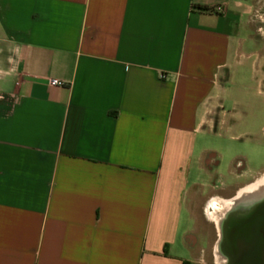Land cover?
<instances>
[{"label": "crops", "instance_id": "crops-1", "mask_svg": "<svg viewBox=\"0 0 264 264\" xmlns=\"http://www.w3.org/2000/svg\"><path fill=\"white\" fill-rule=\"evenodd\" d=\"M251 4L0 0V264L192 263L191 176L236 127Z\"/></svg>", "mask_w": 264, "mask_h": 264}, {"label": "rangeland", "instance_id": "rangeland-1", "mask_svg": "<svg viewBox=\"0 0 264 264\" xmlns=\"http://www.w3.org/2000/svg\"><path fill=\"white\" fill-rule=\"evenodd\" d=\"M258 15L264 17V12L259 11ZM249 50L255 51L252 46ZM234 69L223 108L231 112V123L236 127L203 137L202 147L218 155V166L203 171L195 168L191 176V181L199 185L190 194V216L183 224V231L190 234V246L195 243L191 264H215L213 246L217 236L214 223L206 217L208 203L212 199H228L238 188L264 174V103L258 94L261 89L264 95V67L238 66ZM241 158L246 167L236 174L233 165Z\"/></svg>", "mask_w": 264, "mask_h": 264}, {"label": "water", "instance_id": "water-1", "mask_svg": "<svg viewBox=\"0 0 264 264\" xmlns=\"http://www.w3.org/2000/svg\"><path fill=\"white\" fill-rule=\"evenodd\" d=\"M244 186L214 222L215 264H264V187Z\"/></svg>", "mask_w": 264, "mask_h": 264}, {"label": "flooded vegetation", "instance_id": "flooded-vegetation-1", "mask_svg": "<svg viewBox=\"0 0 264 264\" xmlns=\"http://www.w3.org/2000/svg\"><path fill=\"white\" fill-rule=\"evenodd\" d=\"M264 12V0H253V4L250 5V14L248 16L247 24L250 28V36H249V42L250 46H252L255 51L252 54L253 60V66H258V61H262V66L264 67V17L258 15V12ZM239 166H237V164ZM218 166V162H215L213 167ZM233 169L238 174L240 170L243 169L242 163L239 161H235L233 165ZM254 180L253 182H255ZM252 182V183H253ZM249 185V184H248ZM247 186V185H245ZM242 186L241 188H243ZM241 188H238L233 195H231L228 199L233 197L238 190ZM227 200V199H226ZM207 208V207H206Z\"/></svg>", "mask_w": 264, "mask_h": 264}, {"label": "bare ground", "instance_id": "bare-ground-1", "mask_svg": "<svg viewBox=\"0 0 264 264\" xmlns=\"http://www.w3.org/2000/svg\"><path fill=\"white\" fill-rule=\"evenodd\" d=\"M252 187L256 188L257 190L261 191L260 189L264 187V174L259 177L252 185ZM226 209V204L224 200L221 199H212L205 210L206 217L212 221L213 223L216 221L219 214H221Z\"/></svg>", "mask_w": 264, "mask_h": 264}, {"label": "built area", "instance_id": "built-area-1", "mask_svg": "<svg viewBox=\"0 0 264 264\" xmlns=\"http://www.w3.org/2000/svg\"><path fill=\"white\" fill-rule=\"evenodd\" d=\"M218 11H221V8H217ZM45 82L52 87H58L61 86V83L57 80L54 79H46ZM237 164V163H236ZM214 165V164H213ZM237 166H239V164H237Z\"/></svg>", "mask_w": 264, "mask_h": 264}, {"label": "trees", "instance_id": "trees-1", "mask_svg": "<svg viewBox=\"0 0 264 264\" xmlns=\"http://www.w3.org/2000/svg\"><path fill=\"white\" fill-rule=\"evenodd\" d=\"M184 264H188V263H184Z\"/></svg>", "mask_w": 264, "mask_h": 264}]
</instances>
